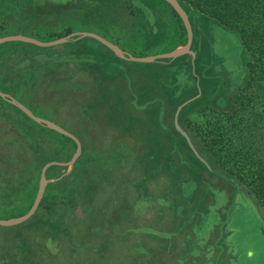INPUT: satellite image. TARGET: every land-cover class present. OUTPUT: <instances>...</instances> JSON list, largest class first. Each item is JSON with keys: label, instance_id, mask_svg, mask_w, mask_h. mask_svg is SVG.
Instances as JSON below:
<instances>
[{"label": "rangeland", "instance_id": "1", "mask_svg": "<svg viewBox=\"0 0 264 264\" xmlns=\"http://www.w3.org/2000/svg\"><path fill=\"white\" fill-rule=\"evenodd\" d=\"M104 1L0 0V17L6 16L3 22H0V37L21 34L43 42H51L65 36L66 32L91 31L112 41L114 40L112 34L120 32L116 27L114 29L112 27L120 22L121 28L125 31L122 36V39H125L123 42L125 46L120 47L134 56L163 54L175 49L183 41L179 36V32H182L180 24H177V16L171 12L172 17L175 15L176 18H170L168 13L172 9L166 1L151 0L153 7L161 9L162 14L149 6L145 0H109L107 4H104ZM75 2L80 8L59 9L66 3ZM98 3L100 6L93 11L97 15L111 17L110 20H97L95 14L83 10H90L88 5ZM29 4L31 6H28ZM130 4L133 9H128L131 10L128 12L126 5ZM134 8L144 10L143 15L156 25L152 32L150 24ZM189 13L194 34L192 48L196 52L194 64L189 55L146 63L120 59L112 54L114 56L112 62H106L107 66H102L103 60H95L91 52L99 54L108 49L88 36L51 46L29 42L22 44L27 45L28 50H35L31 57L20 58L18 64L23 60L33 64L68 62L66 55H76L72 61L94 62L99 66L101 71L99 73L116 69L124 72L123 81L109 82L110 79H107V82L104 80L100 83L96 92L97 102L101 100L99 93L108 90L115 94L116 99L122 98L128 107L123 109L101 102L90 110V114L96 127L118 128L121 123L129 121L127 142L119 139L120 136L123 137L122 133L120 135L113 133L115 138H109L106 142L115 143L114 147L117 144L128 147V155L120 157L119 167H124L125 172L131 167H137L139 170L134 172V177L137 178L135 185L140 187L148 184V195L135 198L137 193L132 185L127 187V195L116 193L118 200L126 198V202H121L120 207L127 209V217L131 221L130 224H124L119 219L117 227L121 229L129 225L121 234L125 232L128 235L132 231L147 234L143 237L144 240L140 237L141 243L117 242L118 245H128V248L123 253H118L115 258H111L112 264H264V215L253 198L246 194L242 188L244 185L232 177L228 170L225 171L218 165L211 166L210 162L201 156L199 148L203 147V143L194 130L188 134L181 126L189 135L193 147L187 141L188 144L195 155L203 161V165L193 158V154H189L188 147L181 146L186 145L185 142L178 141L175 135L171 136L173 141L166 138L165 142L163 141L164 146L159 142V138L169 131L167 127L174 128L173 114L174 112L176 114L179 106L184 101H192L198 97L202 104L199 101L194 103V111L189 114L185 123L190 129H200L203 134H208L210 124L219 119L217 112L220 109L228 110L232 105L230 99L247 81L246 55L239 34L200 12ZM161 15L164 16L160 23L164 24L160 28L157 22ZM147 35L148 43L138 46L137 42H146ZM8 43L20 44L19 41L5 42L4 45H0V51ZM99 46L101 49L97 48ZM10 52L12 56L16 55L15 57L22 55L16 51ZM26 53L29 54L27 51ZM11 58L7 53L2 57L0 75L4 74ZM28 68L24 72V79L28 78L26 77L30 72ZM133 78L135 81L132 83ZM48 85L53 86L51 82ZM4 87L0 89L7 90ZM41 89L44 92V87ZM57 109L58 107L54 108L55 111ZM54 122L60 123L56 120ZM69 130L80 137L83 135L72 128ZM98 139L100 140V137ZM195 142L198 148L194 146ZM179 143L181 145H178ZM116 158L119 160V157ZM185 161L189 163L188 166L184 165ZM111 185L110 180L108 186ZM105 192L110 195L109 192ZM101 193L103 192L97 193L100 201L113 207V204L101 198ZM9 203V206H4ZM19 204L14 200L0 204V219L16 217L13 216L16 214L13 209L19 207ZM84 208L80 205L70 213L65 210L67 216L64 215L63 220L67 224L79 222L80 218L88 214ZM145 212L149 215L155 213L156 216L150 223L143 225L142 219L147 214ZM35 217L34 214L27 221L17 225H0V260L9 255L7 253L17 251L26 253L32 248L35 249L33 261H41L42 264H83L82 260L88 259L77 256L81 253H75L74 260L70 258L72 253L67 250L69 243L65 242L60 233L59 224L54 223L51 226L47 223L41 224ZM138 221L139 224L142 223L141 229L137 226ZM92 235L91 231L88 236L85 235L86 237L79 233L78 239L75 237V240L83 238L84 242H95L93 241L95 236ZM152 235L155 238L153 244ZM148 236L149 244L145 241ZM126 240L127 242L131 240L130 235ZM160 240L162 241L158 247L157 242ZM33 244H40L41 247H34Z\"/></svg>", "mask_w": 264, "mask_h": 264}, {"label": "trees", "instance_id": "2", "mask_svg": "<svg viewBox=\"0 0 264 264\" xmlns=\"http://www.w3.org/2000/svg\"><path fill=\"white\" fill-rule=\"evenodd\" d=\"M108 1L105 0L103 3L107 4ZM145 1L162 14L161 9L153 7L151 0ZM157 2L163 7L159 1ZM179 2L185 8L189 17V12H200L239 34L244 46L248 74L246 84L242 87L243 89L241 88L230 99L232 100V105L228 110L220 109L217 112L219 119L210 124V129L207 131L208 134H203L200 129H190L186 124L189 114L194 111V103L200 100L199 97L184 105L179 113V123L188 134L194 130L200 136L204 147L199 148L201 156L207 162L209 161L210 163H208L211 166L218 165L223 170H228L227 172L231 173L232 177H235L240 184L244 185L242 188H244L246 194L253 198L264 215V0H179ZM79 6L75 2L69 3L62 8L68 10ZM99 6L100 3L88 5L90 10L82 9L95 14L94 17L97 20H110L111 17L97 15L93 11ZM126 6H128L127 11L131 12L128 9H133L132 4ZM170 7L172 9L168 13L170 18H176V15L177 24L181 26L180 31L182 33L179 32V36L182 37L183 41L177 46L184 45L187 41L186 26L175 9L171 5ZM163 8L168 11L165 7ZM134 10L138 11L150 24L152 32L156 25H153L148 17L143 15L144 10L139 8H134ZM171 12L175 14L174 17H172ZM163 16L161 15L157 22L160 28L164 24L160 23ZM114 27L119 29L120 32L112 34V37L114 35L112 42L119 46H125L123 43L125 39H122L125 31L121 28L120 22L117 26L113 25L112 29ZM146 31L148 32V30ZM69 33L66 32L64 35ZM148 35L146 42H137L136 44L139 46L148 43ZM92 39L103 44L93 37ZM19 43H17L18 45L12 44L13 46L8 43L0 51V65L3 62L2 57L4 54L7 53V55L12 57L7 63L8 66L4 74L0 75V88L4 87L5 84L6 87L4 88L7 90L3 91L12 93L36 115L59 121V124L67 130L72 128L83 134L80 137L71 131L81 140L82 153L70 172L66 173L69 169L66 166L53 165L48 168L47 177L57 180L48 183L43 199L35 213V219L40 221L41 224L47 223L50 226L58 223L60 227L58 229L62 235L64 234L62 229L65 231L70 229L74 230V233L75 231L80 233V230L95 229L99 225L109 226L106 221L98 225L97 221L92 218L98 210L105 209V212L109 211V204L100 202L97 193L103 192L101 193V198L111 204H116L118 202L116 193L121 194L126 191V184L123 182L125 169L124 167H119V161L120 157L128 155V147L122 144H117L114 147L113 144L115 143L106 142V140L115 138L113 133H118L119 135L122 133L123 137L120 136L119 139L125 142L129 138L125 137V128L119 130L111 127H96L90 110L101 102H107L110 103L109 105L123 109L128 105L122 101V98L116 99L115 94L108 90L99 93L101 100L97 102L96 92L99 90L100 83L104 82V80L107 82V79H110L109 82L123 81L124 72L116 69L99 73L101 72L99 71V66L94 62L72 61L76 55H66L68 62L55 64L39 62L33 64L23 60L18 64L20 58L31 57L35 50H28L26 48L27 45H22L25 43L24 41H19ZM97 48L101 49L100 46ZM106 48L108 51L106 50V52H100L99 54L95 51L91 52L95 60H103L102 66H107L106 64L108 63L106 62H112L111 60L114 58L112 54L116 55L108 46ZM11 50L22 55L18 57H15L16 55L12 56ZM189 56L194 64L192 56ZM117 61L120 62L119 60ZM97 67L98 69H96ZM27 68L30 72L26 77L32 78L31 81L28 78L24 79V72ZM7 69L8 71H6ZM50 82L54 87L48 85ZM41 87H44V92ZM82 102L84 105H82ZM199 102L201 103V101ZM57 107L58 109L55 111L54 108ZM214 108L216 109V106ZM174 114L173 116H175ZM23 115L27 116V118H24ZM172 124L174 128H170V126L168 128L166 124L169 131L159 138V142L164 146L163 141L165 142L166 138L173 141L171 136L175 135L178 141L182 140L186 144L181 145L179 143L178 145L185 146L184 148L188 147L189 154H193V158L203 165V161L192 151L187 139L176 129L174 119ZM93 126L96 128L94 129ZM110 134H112L111 137ZM98 137H100V140ZM197 145L195 142L194 146L196 148H198ZM76 148L77 143L72 138L36 122L19 107L7 102L0 96V204L14 200V202L20 203V206L13 209L16 213L13 216L17 217L25 214L35 200L43 166L53 160H70ZM117 150L120 152L116 153L115 151ZM116 157H119V160ZM184 165L188 166L189 163L185 161ZM137 169V167L129 168L132 171ZM110 180L112 185L109 187L108 182ZM112 186L114 188L110 189ZM141 188L147 191L145 187L141 186ZM105 191L109 192L110 195L106 194ZM25 199L27 200L26 202ZM99 203L103 206H100ZM9 205L10 203L4 206ZM80 205L82 208L84 206V209L88 211L86 217L80 218L77 223L71 222L67 224L63 220V216L67 213L65 210L70 213ZM110 238V236H107L99 243H108ZM121 238L123 239L124 237L121 236ZM129 243H133V240L131 239Z\"/></svg>", "mask_w": 264, "mask_h": 264}, {"label": "water", "instance_id": "3", "mask_svg": "<svg viewBox=\"0 0 264 264\" xmlns=\"http://www.w3.org/2000/svg\"><path fill=\"white\" fill-rule=\"evenodd\" d=\"M166 1L175 9L176 13H178L179 16L183 19L184 24H185L186 29H187V42L184 45H179L175 49H173L169 52L163 53V54L142 56V57L134 56L131 53H128L127 51H125L123 48H121L118 44L108 40L107 38L103 37L102 35H99L95 32H91V31L72 32L68 35H65V36H63L57 40L51 41V42H43V41H40L38 39L29 37V36H25V35H21V34L7 35V36H1L0 37V45L5 43V42H9V41H24V42L33 43V44L40 45V46H51L54 44L69 41V40L74 39V38H82V37L88 36V37H93V38L101 41L103 44H105L110 49H112V51H114V53L117 56H119L122 59H126V60L150 63V62H155L158 59H176L178 57H181V56L187 55V54L191 55L193 60H194L196 57V52L192 48L194 34H193V28H192V24H191L189 14L186 13L187 11L181 5L179 0H166ZM0 96L3 99H5L6 101H8V102L14 104L15 106L19 107L22 111L27 113V115L30 118H32L33 120H35L36 122L72 138L77 143L76 151L74 152L72 158L69 161L53 160V161L47 162L43 166V168L41 170V174H40L38 191H37V194L35 195V200L31 206V208L25 214L17 216V217H13V218L0 219V225L1 226H12V225L21 224V223L27 221L28 219H30V217H32L36 213V211L38 210L39 205L43 199V195L45 193V190H46L48 183L50 181L57 180V179H49L47 177L46 173H47L48 168L53 166V165L66 166L69 168L66 173L70 172L71 169L73 168L74 164L76 163V161L78 160V158L80 157V155L82 153V142L74 133L70 132L69 130H67L63 126L59 125L58 123H56V122H54L48 118H44V117L36 115L30 108H28V106H25L24 103L19 101L13 95H11L7 92H4L0 89ZM188 102H190V100L184 101L182 103V105H180L179 108L177 109L176 114H175V125H176V128L187 139V141L189 142L191 147H193V144H192V141H191L189 135L181 127V125L179 124V121H178V117H179V113H180L181 109ZM195 152H196V150H195ZM196 154H198V152H196Z\"/></svg>", "mask_w": 264, "mask_h": 264}, {"label": "crops", "instance_id": "4", "mask_svg": "<svg viewBox=\"0 0 264 264\" xmlns=\"http://www.w3.org/2000/svg\"><path fill=\"white\" fill-rule=\"evenodd\" d=\"M67 4L68 3H66L65 5H67ZM28 6H31V4H29ZM61 8L62 7H60L59 9H61ZM5 18H6V16L0 17V22H3V20ZM77 62H84V61L79 60ZM85 62L87 63L88 61H85ZM134 81H135L134 78L131 79L132 83ZM126 105H127V103H126ZM132 106H130V107H132ZM126 107H128V105ZM136 108H137V106H136ZM128 126H129V121L128 122H123V123H121L118 126L119 130H122L124 128L126 129V132L124 131V134H125L126 138H129L127 136V134L129 133V127ZM135 171L136 170L132 171V170L128 169V171L125 172V175L123 177V182L127 185V186H125L126 187V191H127V187H129V185L134 186L135 193H137L135 198H140V197H143V195H148V192L143 190V188H141V186L138 187V186L135 185L136 184V180H137V178L134 177V172ZM142 187H145V189L147 190L148 184L146 186H142ZM110 189H112V187ZM126 191L123 192L125 195H127ZM119 200H118V202L116 204L113 203L114 204L113 207H110V204H109V211L108 212H105V209L98 210L96 212V214L93 215V217H92L95 221H97L98 225L103 223V221H106L109 224V226H105V225L104 226L103 225L100 226L99 225L96 229H83V230H80V234H83L84 237L88 236L89 235V231H91L93 233V235L95 236V240H93L95 242L87 243V242H84L83 238H82V240H75V237L78 239V234H79L78 231H75V233H74V230H70L69 229L68 231H65L64 229H62V231L64 232L63 237L65 239V242L69 243V246H68L67 250H68V252L72 253L70 258L73 259V256H74L75 253H81V255H77V256H80L81 259L86 258V257L88 258L86 260H82L83 264H112L110 259L111 258H115L116 255H118V253H123L128 248V245H125V244H121V245L119 244L118 245L117 242L118 243H120V242L129 243V242H127L126 238H128V236L130 235L131 239L133 240V243L134 242L141 243L140 237L143 239V237L147 233L142 234V231H139L137 233L135 231H132L128 235L125 234V233L121 234L122 230H124V228L128 227L129 225H127V226H125V227H123L121 229L119 227H117V221L119 219H120V221H123L124 224H130V222H131L128 219V217H127V209H125V207H122V208L120 207L121 206V202L123 203V201H125L126 198H122V200H120V201ZM114 207H116V208H114ZM117 208H119V209L121 208V210H119ZM111 210H112V212H111ZM145 213H147V212H145ZM147 214L145 215L144 219H142L143 220V225H146V224L150 223L151 220L155 219V216H156L155 213H152L150 215L149 214L147 215ZM143 216H144V214H143ZM141 225H142V223L139 224V221H138V225L137 226L140 227L139 229H141V227H142ZM94 230H95V232H94ZM107 236L111 237L108 240V243H99V242H101V240L103 238H105ZM120 236H122L124 238L122 239ZM145 241H146L147 244H149V242H148L149 241V236H148L147 240H145ZM161 241L162 240L157 242L158 247L160 246ZM154 242H155V238L152 235V244ZM114 243H116V244H114ZM32 246L41 247L40 244H38V245L37 244H33ZM119 247H120V249H117ZM27 252L24 253V252L17 251V252H14V253H7L9 255H7L4 258L5 260L3 259V260H0V261H2V264H22V262L25 263V264H32V263L42 264L41 261H33V258H34L33 252H35V249H33V248L32 249H28ZM78 260H80V259H78ZM31 261H32V263H31ZM82 262H79V263H82ZM75 264H77V263H75Z\"/></svg>", "mask_w": 264, "mask_h": 264}]
</instances>
